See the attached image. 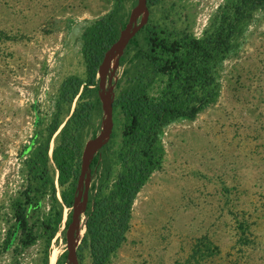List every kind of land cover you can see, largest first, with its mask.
Returning a JSON list of instances; mask_svg holds the SVG:
<instances>
[{"label": "rangeland", "instance_id": "rangeland-1", "mask_svg": "<svg viewBox=\"0 0 264 264\" xmlns=\"http://www.w3.org/2000/svg\"><path fill=\"white\" fill-rule=\"evenodd\" d=\"M230 1L158 0L147 4L137 25L171 41L186 35L201 38ZM137 3L125 1L126 23ZM115 4L0 0V264H45L47 249L49 264L53 251L56 264L65 250V264H73L65 228L69 209L62 205L58 183V200L52 197L56 168L49 163L45 184L32 177L30 160L41 158L38 147L49 137L56 114L63 126L76 106L74 101L58 109V100L65 79L86 75L83 32ZM139 46L147 47L143 33ZM122 72L115 63L102 78L109 102L120 90ZM216 73V100L194 118H178L160 130L163 161L137 194L125 240L107 264H264V7L245 23ZM98 78L100 82V73ZM106 117L104 112L94 120L98 134ZM113 121V136L106 140L112 175L100 190L96 174L90 173L88 181L93 188L95 181L98 196L109 192L123 170L118 154L125 119L119 108H113ZM90 139L91 133L84 149ZM86 183L79 188L80 202ZM20 205L27 231L17 228ZM61 208L59 231L49 243L46 225ZM82 224L84 231L78 234ZM26 232L34 242L25 243ZM84 232L82 215L76 246ZM81 263H91L87 252Z\"/></svg>", "mask_w": 264, "mask_h": 264}, {"label": "trees", "instance_id": "trees-1", "mask_svg": "<svg viewBox=\"0 0 264 264\" xmlns=\"http://www.w3.org/2000/svg\"><path fill=\"white\" fill-rule=\"evenodd\" d=\"M125 1L116 0L113 9L96 19L83 32V54L86 75L70 76L62 83L58 109L63 103L76 101L66 121L57 118L49 126V137L42 143L36 156L31 159L32 177L47 183L50 180V162L57 172V182L51 179L52 197L58 200L57 183L63 188L61 201L69 209L66 227L72 221L75 198L82 170L84 142L94 130V120L103 117L104 108L100 95L98 71L104 55L119 38L126 26ZM158 0H147L154 4ZM138 2V0H137ZM264 7V0H232L220 11L215 27L201 38L186 35L182 39L167 40L152 29L141 28L127 43L119 57L123 67L117 82L120 88L114 97L113 108H119L125 123L122 130V146L118 159L123 170L109 192L98 196L93 185L88 190L85 209V232L77 246L79 264L87 252L90 264H107L124 242L131 225L135 198L152 172L163 161L160 130L181 117L194 118L201 110L213 103L219 93L217 67L234 47V41L254 11ZM143 33L147 47L139 46V34ZM134 53L128 58L129 53ZM58 133L52 154L50 142ZM113 133V132H112ZM113 135L111 134L110 137ZM35 139L32 140V145ZM105 143L90 163L91 173L102 180L98 190L112 175V165ZM29 195V194H28ZM64 209V208H63ZM17 228L27 231L25 207L16 210ZM62 222V208L47 223L51 230L50 241L57 235ZM26 244L34 242L26 232ZM50 245L48 246V248ZM65 250L56 264L67 262ZM47 249L45 264H49Z\"/></svg>", "mask_w": 264, "mask_h": 264}, {"label": "water", "instance_id": "water-1", "mask_svg": "<svg viewBox=\"0 0 264 264\" xmlns=\"http://www.w3.org/2000/svg\"><path fill=\"white\" fill-rule=\"evenodd\" d=\"M147 0H138V3L132 12L130 19L124 29H122L119 38L116 40L115 43L108 49V51L104 55L103 62L99 68L98 73L101 75V80L99 82L100 95L103 103L104 112L107 115L106 117V126L103 128L100 133L89 140L87 143L84 152H83V163H82V170L79 178L78 183V195L75 198V203L73 207L72 213V221L67 228V240L69 245V259L73 264H79V260L77 257V246H76V237H75V229L80 225L82 221V215H85V209L88 202V181L90 179V163L94 157V155L98 152V150L106 143V140L111 136L113 132V101L114 98L110 97L109 106L106 105L107 95L104 90V83L103 79L105 74L108 70L113 66V57L116 55V64L119 65V57L123 54L125 47L129 40L137 33L140 26L137 25L138 18L145 14L147 10ZM86 181L85 185V193H84V200L80 202V193L79 188L81 184Z\"/></svg>", "mask_w": 264, "mask_h": 264}, {"label": "bare ground", "instance_id": "bare-ground-1", "mask_svg": "<svg viewBox=\"0 0 264 264\" xmlns=\"http://www.w3.org/2000/svg\"><path fill=\"white\" fill-rule=\"evenodd\" d=\"M116 55H114V57H113V64H115L116 63V57H115ZM112 64V65H113ZM107 98V95L105 96V98L104 99H106ZM106 103V105L107 106H109V101H108V99H107V101L105 102ZM103 128H105V127H103ZM80 228V231H78V234H82L83 233V231H84V224H82L81 225V227H79ZM78 228V229H79ZM56 252L55 251H53V253H52V255H51V264L56 260Z\"/></svg>", "mask_w": 264, "mask_h": 264}]
</instances>
